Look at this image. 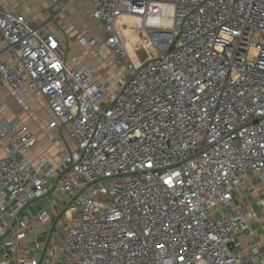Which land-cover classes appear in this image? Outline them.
I'll return each mask as SVG.
<instances>
[{
    "label": "built area",
    "instance_id": "obj_1",
    "mask_svg": "<svg viewBox=\"0 0 264 264\" xmlns=\"http://www.w3.org/2000/svg\"><path fill=\"white\" fill-rule=\"evenodd\" d=\"M90 2L106 33L76 42L114 83L67 63L49 28L66 5L38 24L0 6V90L61 144L32 162L36 132L0 118V264H264V0ZM151 5L173 24H145L136 63L119 24Z\"/></svg>",
    "mask_w": 264,
    "mask_h": 264
},
{
    "label": "crops",
    "instance_id": "obj_2",
    "mask_svg": "<svg viewBox=\"0 0 264 264\" xmlns=\"http://www.w3.org/2000/svg\"><path fill=\"white\" fill-rule=\"evenodd\" d=\"M55 0H0V6L6 10V11H17L20 13H23L24 16L33 24H38L42 21L39 20L41 16L46 15L49 10H53V6L55 4ZM65 3V5L68 8L78 7L84 8L87 10V13L92 9V4L90 0H74L70 3V0H58V3ZM63 5V6H65ZM35 8L38 9L39 12L44 13L39 16L38 11L35 13L38 17H34V14L31 13L32 9ZM26 10H23V9ZM71 8V9H72ZM26 11V12H25ZM45 17V16H44ZM60 25V23H57ZM50 30L54 32L57 39L62 43V40L64 39V35L58 30V26H52L50 25ZM67 35V34H66ZM69 37L68 35L65 37ZM87 37H93V36H87ZM66 43V42H65ZM75 46L79 47L77 42L74 43ZM62 48V44H61ZM81 48V49H79ZM79 52L81 56L84 58L83 62L89 64L91 67L95 69V77L97 80L101 82H112L114 83L116 79L123 73L122 68H116L112 65V62L110 60L106 59L108 58V54L104 53L101 56L93 55L87 48L83 49V47H79ZM65 56V55H64ZM69 58H65L67 63L74 67L78 64H75V62L69 61ZM106 61V62H105ZM74 63V65H72ZM13 117H19L22 121L26 122L32 130H34L38 136V144L29 152L28 159L30 161H35L36 157L42 154H45L49 156L50 158H53L55 154L57 153L59 146L52 145L50 142L51 134L48 133L45 130V115L38 110V105L34 101H32L27 107H18L16 105V100L14 95L9 91L7 87H2L0 90V118L5 119H12ZM61 138V136H60ZM64 144V142H62ZM258 188V184L254 182L252 187L249 186H243L239 194L242 195V200L244 203L248 202L254 209H258L256 205L254 204V201L256 200V193H254V190ZM258 212V211H256ZM260 221H255L252 225L253 232L255 234L260 233Z\"/></svg>",
    "mask_w": 264,
    "mask_h": 264
},
{
    "label": "rangeland",
    "instance_id": "obj_3",
    "mask_svg": "<svg viewBox=\"0 0 264 264\" xmlns=\"http://www.w3.org/2000/svg\"><path fill=\"white\" fill-rule=\"evenodd\" d=\"M54 2L55 4L53 6V10L48 11L47 17L46 15H44L45 17L41 16V18H39V20L41 19L40 21L44 22L50 19V17L54 16L55 13H58L61 7L65 5V3L62 2L58 3V0H55ZM68 7L61 14H59L55 20H53L51 25L53 27L58 26V30L65 37L67 35L69 36L67 38L64 37L61 43L62 52L65 55V58H68L70 56L69 61L75 62V64H83L84 58L81 56L79 52V49L81 48L74 45V43H76L77 37L81 35L96 37V36L104 35L106 32L103 24L89 18L87 10H85L84 8H80L79 10L78 7L75 6L73 8L71 7L72 9ZM30 8L32 9L31 13L34 14V17H38L37 15H35L37 11L39 16L41 14H44L42 12L40 13L38 9L36 10L35 8L34 9L32 7ZM23 10L26 9L24 8ZM126 20L132 21V23L134 24V25L130 24V26L126 28L125 26H123L124 29H122V32H120L126 43L128 55L130 56V58L132 60L133 58H135L138 59V61H142L143 59L154 56L155 50L152 44L150 43V38L148 37L149 33L147 35L145 32L146 21L138 22L137 19L129 18V17ZM58 22L60 23V25L57 24ZM149 27L153 29L158 28V27L156 28V26H149ZM164 31H170V30L165 29ZM72 65H74V63ZM59 141L61 143L64 142L65 146L68 147V142H66L65 137L61 136ZM32 253L34 255H37L40 252L33 251Z\"/></svg>",
    "mask_w": 264,
    "mask_h": 264
},
{
    "label": "bare ground",
    "instance_id": "obj_4",
    "mask_svg": "<svg viewBox=\"0 0 264 264\" xmlns=\"http://www.w3.org/2000/svg\"><path fill=\"white\" fill-rule=\"evenodd\" d=\"M150 12L152 13V15H150L148 17L147 22H146V24L148 26H156L159 28L161 27V28H165L167 30H169L171 28L173 21H172V10L170 7H161V6L159 7L156 5H151ZM129 18H135V19H137L138 22L140 21V19H138L136 17H129ZM126 19H128V17H126V16L122 17L121 22L119 24V32H122V29H124L123 26H125V28H126V27L130 26V24H133L132 21H127ZM137 21H136V23H137ZM133 60L136 63L141 62L135 58H133Z\"/></svg>",
    "mask_w": 264,
    "mask_h": 264
}]
</instances>
